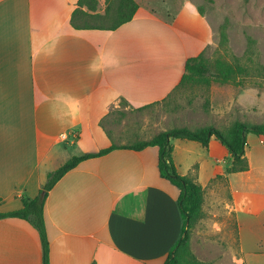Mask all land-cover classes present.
I'll return each mask as SVG.
<instances>
[{"label":"crops","instance_id":"obj_1","mask_svg":"<svg viewBox=\"0 0 264 264\" xmlns=\"http://www.w3.org/2000/svg\"><path fill=\"white\" fill-rule=\"evenodd\" d=\"M78 2L0 0L1 212L37 197L48 174L74 156L112 146L101 123L113 106L167 99L187 60L215 42L214 28L191 0H136L135 18L116 31L76 30ZM172 144L178 172L205 189L204 211L225 203L236 216L238 251H226L230 264H264V178H252L254 164L212 188L231 164L228 150L215 138L208 149L181 139ZM221 186L227 199L218 195ZM179 197L160 175L158 147L81 162L45 203L50 264H165L181 238ZM43 259L35 228L0 220V264Z\"/></svg>","mask_w":264,"mask_h":264},{"label":"rangeland","instance_id":"obj_2","mask_svg":"<svg viewBox=\"0 0 264 264\" xmlns=\"http://www.w3.org/2000/svg\"><path fill=\"white\" fill-rule=\"evenodd\" d=\"M191 1L203 11L216 33L215 42L205 50V56L212 63L218 59L234 62V57L239 58L249 67V74L242 84L213 82L210 87L179 88L152 106L135 107L125 100L118 101L102 122L112 144L133 145L176 127L213 125L225 130L237 120L264 123V0ZM100 5L104 9L105 0H100ZM223 26L228 34L227 47L221 45ZM248 145L247 156L254 164L252 178L263 179L264 137L251 134ZM217 183L225 181L215 180L211 187ZM256 183L254 180L252 185ZM240 185L236 180L235 191H239ZM218 195L227 199L229 189L222 187ZM229 210L225 203L207 211L203 207L202 217L190 230L191 249L206 264H230L226 251L229 248L238 251L237 219ZM219 223L225 224L222 230Z\"/></svg>","mask_w":264,"mask_h":264},{"label":"trees","instance_id":"obj_3","mask_svg":"<svg viewBox=\"0 0 264 264\" xmlns=\"http://www.w3.org/2000/svg\"><path fill=\"white\" fill-rule=\"evenodd\" d=\"M139 7L136 0H105L104 9L101 8L100 0H79L78 7L72 15L71 24L76 30L116 31L135 18ZM199 10L203 14V11ZM228 42L226 26H223L221 45L227 47ZM257 67L258 69L261 68L259 65ZM262 69L264 71V67ZM248 74L249 67L243 64L241 59L234 57V62L218 59L212 63L205 56L204 51L199 56L187 60L184 74L174 91L195 85L210 87L213 82L242 84ZM101 125L104 127L103 123ZM251 134L264 137V123L237 120L225 130L213 125L197 128L176 127L162 131L150 140L139 141L133 145L120 146L113 143L112 146L98 153L74 156L61 168L48 174L47 183L37 197L22 198L23 207L20 210L6 213L0 211V220L21 219L35 228L43 247V264H50V244L44 208L48 194L55 185L83 161L105 156L118 149L142 151L148 147H158L160 175L180 190L179 208L183 219L181 238L172 248L165 264H206L195 256L190 243V230L202 217L205 189L194 176H184L178 172L173 159L174 146L172 140L193 141L208 149L211 140L217 139L228 150L231 164L226 169L225 177L218 176L216 180H228L232 174L245 173L251 169L250 160L247 156L248 138Z\"/></svg>","mask_w":264,"mask_h":264}]
</instances>
